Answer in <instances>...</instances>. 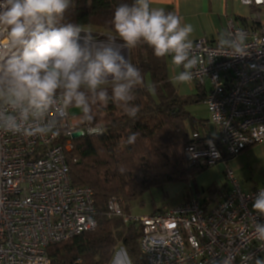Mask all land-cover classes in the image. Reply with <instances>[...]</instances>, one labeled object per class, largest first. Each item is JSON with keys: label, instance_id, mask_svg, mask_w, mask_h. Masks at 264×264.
Segmentation results:
<instances>
[{"label": "built area", "instance_id": "1", "mask_svg": "<svg viewBox=\"0 0 264 264\" xmlns=\"http://www.w3.org/2000/svg\"><path fill=\"white\" fill-rule=\"evenodd\" d=\"M240 2L255 13L246 25L231 20L225 38L243 33V56H234L220 40L193 41L198 64L191 83L205 91L218 134L194 133L183 151L189 165L210 168L224 163L229 191L209 208L192 195L173 208L136 217L125 214L112 197L107 216L142 228V264H212L232 250L264 258V248L252 235L254 223H264V216L252 210L260 188L244 192L228 165L246 149L264 144V0ZM58 128L55 136L0 131V264H51L50 246L98 225L94 192L72 184L66 153L74 141L104 129L71 116L70 109ZM78 132L81 137L74 138Z\"/></svg>", "mask_w": 264, "mask_h": 264}, {"label": "clouds", "instance_id": "2", "mask_svg": "<svg viewBox=\"0 0 264 264\" xmlns=\"http://www.w3.org/2000/svg\"><path fill=\"white\" fill-rule=\"evenodd\" d=\"M71 7L73 0H0V131L55 136L69 108L89 113L93 103H112L135 120L140 106L133 101L144 77L125 53L141 44L156 58H170L174 68L183 69L173 76L174 85L193 80L198 64L192 54L193 28L174 12L152 7L150 0L121 3L111 20L116 35L97 40L80 24L65 22ZM219 43L243 56V33ZM148 91L154 92L155 85ZM137 135L132 133L128 143ZM252 210L264 216V188L255 195ZM252 235L264 248V223H254ZM249 262L264 264V258L232 250L212 264ZM121 264H132L126 250L121 251Z\"/></svg>", "mask_w": 264, "mask_h": 264}, {"label": "trees", "instance_id": "3", "mask_svg": "<svg viewBox=\"0 0 264 264\" xmlns=\"http://www.w3.org/2000/svg\"><path fill=\"white\" fill-rule=\"evenodd\" d=\"M132 0H73V7L65 15V22L78 23L95 38L115 36L111 24L114 9ZM130 61L141 69L144 84L136 92L134 104L140 106L135 120L121 107L93 103L82 117L93 127H101L100 135H86L73 143L66 153L70 178L74 186H88L94 192L97 227L48 248L51 264H113L118 246L131 257L132 264H140L142 228L125 223L123 218L107 216L108 202L116 197L125 214L131 204L139 201L152 189H163L175 182L191 181L194 175L208 167L189 165L183 155L194 141V133L207 137L188 106L200 103L205 91L197 86L193 95L182 96L168 74L166 58L158 59L146 44L129 51ZM155 85V91L148 87ZM76 108L71 107L69 109ZM138 133L134 143L128 137ZM193 181V180H192ZM194 183V181H193ZM208 188L204 207L212 203L219 190ZM165 211V209L160 210Z\"/></svg>", "mask_w": 264, "mask_h": 264}, {"label": "crops", "instance_id": "4", "mask_svg": "<svg viewBox=\"0 0 264 264\" xmlns=\"http://www.w3.org/2000/svg\"><path fill=\"white\" fill-rule=\"evenodd\" d=\"M150 2L152 7L163 8L165 11L174 12L182 18L183 23L191 24L193 32L190 38L192 41L202 38H206L212 42L221 40L226 37L228 23L231 20L238 25H246L250 22L253 14L255 13V9L253 7L243 5L240 0H150ZM166 60L169 78L172 81L173 76L178 74V72L183 69L174 68L170 62V58H166ZM174 86L177 88L178 93L182 96L193 95L196 93L192 83L175 84ZM208 115L209 117L206 121H204L205 126L203 128V132L206 136L214 137L218 134V128L210 122V114L208 113ZM242 153L239 156L232 158L228 165L230 167H234V169L242 167ZM259 153L260 155H264V148L261 149ZM207 172L209 174L207 175L206 181H212V184L208 185L209 187L215 185L219 179L224 182V186H228L225 180L224 163H218L215 166L208 168L205 173ZM263 185L264 182L256 184L250 188H246L245 191L243 189L242 190L244 192H250L254 189L261 188ZM203 188L204 186H202V191H204ZM228 191L229 189H225L224 192L220 191V195H216L214 201L209 203L207 207L209 208L215 205V203L220 201L221 198L228 193ZM193 195H197L196 192L193 193ZM205 195L206 193L203 194L201 198L205 199Z\"/></svg>", "mask_w": 264, "mask_h": 264}, {"label": "rangeland", "instance_id": "5", "mask_svg": "<svg viewBox=\"0 0 264 264\" xmlns=\"http://www.w3.org/2000/svg\"><path fill=\"white\" fill-rule=\"evenodd\" d=\"M96 39L102 40L98 38ZM125 55L130 60L129 51H126ZM207 108L208 107L205 104V101L188 106L189 112L197 120L196 126L200 131H202V127L199 125V121H206L209 117V110H207ZM70 114L71 116H81L82 109L72 108L70 109ZM258 146L255 145L250 147L246 151H243L241 156L242 167H240L239 169H234V167L231 166V168L235 171L236 178L241 188L244 191L246 190V188H250L252 186H255L256 184L264 182V155H260L259 153V151L264 148V145ZM205 172L194 175V179H192L194 183L192 180H188L187 182H175L166 185L163 189L150 190L142 197V199L131 204L129 214L133 217L144 216L150 215L163 209L167 210L173 208L185 202L186 198L188 200L190 196L193 195V193H195L196 191H199L200 195L203 196V194L208 193V185L212 184V181H206L207 175L209 173ZM202 186H204V191H202ZM213 187H215L216 190L222 192H224L225 189H229V186H224V182L220 179ZM219 195L220 194L217 193V196ZM122 250H124V248H122L121 246L117 247L113 263L117 264L120 262ZM140 262V264H142V259L140 260Z\"/></svg>", "mask_w": 264, "mask_h": 264}, {"label": "water", "instance_id": "6", "mask_svg": "<svg viewBox=\"0 0 264 264\" xmlns=\"http://www.w3.org/2000/svg\"><path fill=\"white\" fill-rule=\"evenodd\" d=\"M73 137H74V138H80V137H81V133H80V132L75 133V134L73 135Z\"/></svg>", "mask_w": 264, "mask_h": 264}]
</instances>
